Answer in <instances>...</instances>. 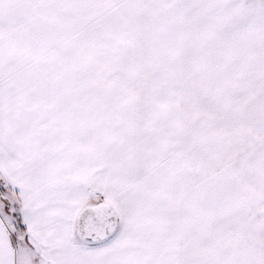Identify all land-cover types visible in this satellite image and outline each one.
<instances>
[{
	"label": "snow or ice",
	"instance_id": "obj_1",
	"mask_svg": "<svg viewBox=\"0 0 264 264\" xmlns=\"http://www.w3.org/2000/svg\"><path fill=\"white\" fill-rule=\"evenodd\" d=\"M0 264H264V0H0Z\"/></svg>",
	"mask_w": 264,
	"mask_h": 264
}]
</instances>
